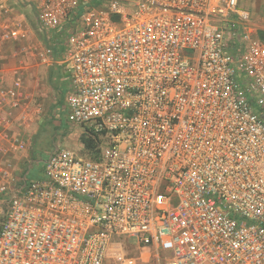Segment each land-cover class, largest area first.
<instances>
[{
    "label": "built area",
    "instance_id": "1",
    "mask_svg": "<svg viewBox=\"0 0 264 264\" xmlns=\"http://www.w3.org/2000/svg\"><path fill=\"white\" fill-rule=\"evenodd\" d=\"M19 1L64 46L67 120L98 152L55 147L16 180L39 109L0 64V264H105L124 240L165 264H264V29L243 0Z\"/></svg>",
    "mask_w": 264,
    "mask_h": 264
},
{
    "label": "rangeland",
    "instance_id": "2",
    "mask_svg": "<svg viewBox=\"0 0 264 264\" xmlns=\"http://www.w3.org/2000/svg\"><path fill=\"white\" fill-rule=\"evenodd\" d=\"M242 5L249 8L256 26L259 29H264V4L261 0H243ZM18 22H21L22 34L17 40L7 42L6 51L2 45L0 64L8 66L10 59H13L11 55L17 51V59L13 60H16L17 68L21 69L26 93L31 100L34 98L33 103L34 105L37 104L36 109L39 111L36 114L37 119L32 122L33 125L31 124L32 128H29L32 131L26 132L27 146L25 151H17V155L10 156L12 163L16 165V168L10 173L15 176L16 180L37 179L44 174L42 172L43 163H36L39 154L46 157L49 151L58 146L73 149L84 156H90L93 153L92 150L84 148L83 137L85 134L83 128L67 120L66 97L68 92L66 93L63 87L62 79L65 75L63 67L61 65L56 66L57 64L42 63L39 57L40 52L49 45V42L54 49L60 46L52 40L56 35L44 31L34 13L21 3L17 4ZM48 37L51 41L48 40ZM40 67H44L45 70L42 69V73L39 72V82L36 84L37 91L32 86L33 83L30 85L31 83L27 81V72L33 73ZM29 105L31 104L29 103ZM1 220L2 217L0 223ZM122 242L125 259L120 260L119 257L109 256L105 264H125V260L130 258L132 260L135 258V264H165L162 252L154 248L143 249L134 241L124 240ZM142 254L147 255L148 261H144Z\"/></svg>",
    "mask_w": 264,
    "mask_h": 264
},
{
    "label": "crops",
    "instance_id": "3",
    "mask_svg": "<svg viewBox=\"0 0 264 264\" xmlns=\"http://www.w3.org/2000/svg\"><path fill=\"white\" fill-rule=\"evenodd\" d=\"M20 4L19 0H0V31H2V28L8 24H13L14 22L17 21V4ZM12 19V21H11ZM10 20V21H9ZM55 43H57L56 41H54ZM59 44V43H58ZM4 46V50L6 51V47H7V43L5 45V43H3ZM63 49L64 46H62L60 44V46H58V48H55V59L56 62L51 63L52 65H61L63 67L64 73L65 75H63V87L64 90L66 91V93L69 91L70 88V81H69V77H68V73L66 72V69L64 67V64L62 63V54H63ZM12 56V55H11ZM9 57V56H7ZM6 57V58H7ZM13 59H17L15 57H13ZM11 60L8 62V66H13L14 64H17L15 61L16 60ZM51 66V65H50ZM42 69H44V67H40V69H36L33 73L32 72H27V81H29V83H31L30 85H33L36 89H37V83L39 82V72L42 73ZM34 75V78H33ZM8 76H12L11 72H8ZM38 91V89H37Z\"/></svg>",
    "mask_w": 264,
    "mask_h": 264
},
{
    "label": "trees",
    "instance_id": "4",
    "mask_svg": "<svg viewBox=\"0 0 264 264\" xmlns=\"http://www.w3.org/2000/svg\"><path fill=\"white\" fill-rule=\"evenodd\" d=\"M261 35L264 36V32H261ZM83 144L88 150H92V156H96L98 152V141L93 137H83ZM94 151V152H93Z\"/></svg>",
    "mask_w": 264,
    "mask_h": 264
},
{
    "label": "bare ground",
    "instance_id": "5",
    "mask_svg": "<svg viewBox=\"0 0 264 264\" xmlns=\"http://www.w3.org/2000/svg\"><path fill=\"white\" fill-rule=\"evenodd\" d=\"M142 258L144 259V261H148V257H147V255H145V254H142ZM131 259V258H130ZM130 259H126L125 260V264H135V258H133V260L132 261H129Z\"/></svg>",
    "mask_w": 264,
    "mask_h": 264
}]
</instances>
